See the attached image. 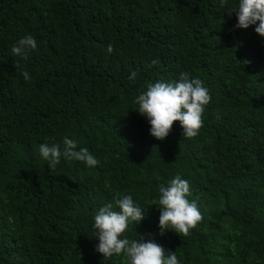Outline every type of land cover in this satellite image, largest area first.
Wrapping results in <instances>:
<instances>
[{
	"label": "trees",
	"instance_id": "obj_1",
	"mask_svg": "<svg viewBox=\"0 0 264 264\" xmlns=\"http://www.w3.org/2000/svg\"><path fill=\"white\" fill-rule=\"evenodd\" d=\"M237 23L220 0H0V264H125L93 228L117 193L144 210L126 235L180 264H264V37ZM26 35L37 48L14 56ZM182 72L211 95L203 127L157 140L134 100ZM64 137L99 164L62 156L50 172L39 146ZM176 176L203 216L188 236L159 228L158 187Z\"/></svg>",
	"mask_w": 264,
	"mask_h": 264
},
{
	"label": "clouds",
	"instance_id": "obj_2",
	"mask_svg": "<svg viewBox=\"0 0 264 264\" xmlns=\"http://www.w3.org/2000/svg\"><path fill=\"white\" fill-rule=\"evenodd\" d=\"M228 0H220L224 13L235 12L238 23L236 28L248 29L255 26V32L264 37V0H238L235 7L227 6ZM37 48V41L32 35L22 37L13 47L14 56L27 58V52ZM107 51L112 53L113 46ZM156 65L158 61H153ZM245 63H249L245 61ZM19 67V65H16ZM22 75L25 80L31 77L27 71ZM137 73L133 71L130 79L135 80ZM211 102L209 90L199 78L191 79L187 72H182L179 79L172 82L148 83L134 100L138 105V113L146 117L150 123V134L157 140L166 139L176 122L183 129V138L193 139L203 127V114ZM39 155L47 161L50 172H55L63 156L68 161H79L89 168L99 164L97 158L87 147L78 148L73 139L64 137L63 149L59 144L43 143L39 146ZM159 228L161 235L172 230L180 236H188L191 230L198 227L203 216L195 201H190V185L180 176L169 180L167 185L158 187ZM118 209V210H116ZM144 219V210L138 206L131 195L117 193L114 203L101 207L94 216L95 238L99 243L96 251L104 259L113 256L123 257L125 264H180L176 252L168 251L154 240L140 238L131 239L126 233L129 225L139 224Z\"/></svg>",
	"mask_w": 264,
	"mask_h": 264
}]
</instances>
